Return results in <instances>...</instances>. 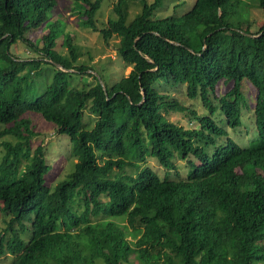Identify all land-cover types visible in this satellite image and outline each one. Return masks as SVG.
I'll return each instance as SVG.
<instances>
[{"label": "trees", "instance_id": "16d2710c", "mask_svg": "<svg viewBox=\"0 0 264 264\" xmlns=\"http://www.w3.org/2000/svg\"><path fill=\"white\" fill-rule=\"evenodd\" d=\"M71 1L83 27L106 43L118 39L117 55L130 72L112 84L90 73L70 34L63 40L68 54L53 49L66 25L49 22L59 0H0V137L15 138L0 142V257L11 254L10 264L264 262V23L253 32L248 20L264 0H195L183 16L167 18L156 17L164 0H140L131 21L126 0H117L116 17L103 28V0ZM43 27L37 48L26 34ZM18 41L40 58L14 57ZM42 64L52 68L47 85L34 99L22 98V83L34 85ZM243 79L256 90L257 134L248 147L214 118L219 112L228 127L241 125ZM221 84L227 88L220 93ZM179 85L206 114L161 89ZM28 111L73 144L75 170L53 188L44 179V147L31 144ZM85 111L95 117L92 126ZM170 111L188 112L195 125L170 120ZM174 150L191 169L184 179L171 178L178 172ZM149 157L164 177L148 165L137 175L115 174Z\"/></svg>", "mask_w": 264, "mask_h": 264}, {"label": "rangeland", "instance_id": "374dc122", "mask_svg": "<svg viewBox=\"0 0 264 264\" xmlns=\"http://www.w3.org/2000/svg\"><path fill=\"white\" fill-rule=\"evenodd\" d=\"M195 0H164L163 4L156 11V17L167 18L170 16H183L193 6ZM60 5L54 7L49 13L50 21H62L66 22L56 38H54L53 49L60 52L61 54H68V49L63 46V40L65 34H70L75 44L79 47L81 57L80 63H86L95 71L90 73H100L107 78V81L112 84L121 77H125L130 72L129 67H125L121 59L117 55V43L118 39H112L109 43H106L100 32H94L91 29H87L81 24V17L75 12L73 1L71 0H59ZM117 0H103L100 11L97 15V24L99 28H103L107 25L108 21L115 18L114 5ZM124 4L127 6L128 19L127 21L133 20L141 11L142 2L140 0H126ZM79 7V4H78ZM251 31H256L264 23V10L252 9L250 18ZM47 29L38 28L29 31L26 37L29 41L37 48L42 47V37L47 33ZM198 41L193 40V44L197 45ZM11 54L18 59H33L40 58L38 54L32 52L31 49L18 41L14 46L11 47ZM42 58H44L42 56ZM46 60V59H45ZM43 75L35 79V84L32 85L30 82L22 83L20 89V95L25 99H34L47 85L48 80L51 77L52 68L49 65H41ZM41 72V74H42ZM86 82H92V77H84ZM76 84L82 85L83 83L76 79ZM227 88L226 85L221 84L219 92ZM167 92L172 98L179 100L184 103L190 109L195 110L198 114H206V109L203 108L199 98L190 99L186 95V86L179 85L177 87L170 88L168 91L167 87L161 88ZM241 89L243 91L246 106L242 109L241 125L236 128H231L226 125L223 116L217 112L214 118L218 121L217 123L224 127L229 135L241 146L248 147L255 139L257 130L254 123V102L256 90L252 86L250 81L246 79L242 80ZM23 117L31 121L33 130L36 135L31 138V144L33 147L36 145H42L44 147V158L46 163L49 165V171L45 174L44 179L49 187L53 188L54 185L67 179L69 175L75 170L77 158L71 153L73 152V144L71 138L66 133H60L59 127L53 123L45 120L40 113L28 111L25 112ZM167 117L170 120L184 125V127L194 126L195 122L191 121L188 112L170 111L167 112ZM95 118L88 111H85V119L89 126H92V120ZM222 118V120H221ZM2 140L15 141V138L11 135H5L0 137ZM175 157L173 161L177 164L178 172H173L171 178L184 179L188 176L191 169L185 163L184 159L180 156L177 150H174ZM3 152L0 151V159ZM145 165L150 166L158 172L162 177L165 176L167 171L161 166L155 157H149L146 164L141 163L133 168H124L115 172L116 175L121 173L137 175L139 174ZM6 224L4 222V216L0 212V233L5 229ZM25 239H28V235H23ZM13 260V256L9 253H5L0 257V264H10ZM136 262V261H135ZM255 264H264L263 261L256 262Z\"/></svg>", "mask_w": 264, "mask_h": 264}, {"label": "water", "instance_id": "95a60500", "mask_svg": "<svg viewBox=\"0 0 264 264\" xmlns=\"http://www.w3.org/2000/svg\"><path fill=\"white\" fill-rule=\"evenodd\" d=\"M54 66H56V67H58L60 70H63V71H67V70H65L61 65H59V64H54ZM69 71H72V70H69ZM98 76V75H97ZM101 83H102V85L104 86V88H105V84H104V81L103 80H101Z\"/></svg>", "mask_w": 264, "mask_h": 264}]
</instances>
